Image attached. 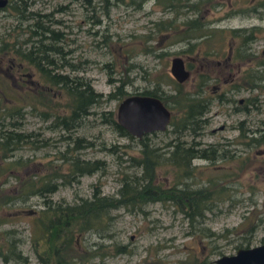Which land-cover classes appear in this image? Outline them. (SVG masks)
<instances>
[{"label":"rangeland","instance_id":"obj_1","mask_svg":"<svg viewBox=\"0 0 264 264\" xmlns=\"http://www.w3.org/2000/svg\"><path fill=\"white\" fill-rule=\"evenodd\" d=\"M158 1L156 4L154 0H145L138 9L111 3L103 9L95 4L91 10L82 0H33L27 10L52 11V18L59 23L51 26L63 33L62 49L69 50L66 57L77 69L58 70L86 79L92 90L103 98L112 92L115 83L110 80L116 78L125 80L123 89L127 94L150 89L153 84L172 93L166 82L174 81L169 73L173 57L181 58L188 71L187 78L178 83L182 91H193L201 76V96L209 103L202 116L204 125L193 140L198 142L199 148L218 144V149L222 147L230 156L210 164L193 159V179L198 187L206 179L221 176V183L226 184L231 195L229 199L213 203L210 210L204 212V219L193 225L187 223L176 206L166 202L145 204L140 210H110L105 231L75 234L72 248L66 250L70 264H213L216 257L232 254L237 243L250 247L260 244L264 237V146L244 145L247 144L246 133L264 129V89H250L242 79L245 71L257 70L256 77L250 72L249 79L253 81L260 76L259 83L264 85V65L261 64H264V7L250 10L252 4L264 0H172L174 8L166 10L160 7L165 0ZM177 3H195L196 8L192 11L187 6H176ZM58 5L64 10L55 11ZM194 18L201 22V32L186 28L185 22ZM27 22L29 20L20 26ZM155 22H161L163 29L157 31L153 26ZM14 24L12 11L0 8V39L9 42L14 35H19L18 38L27 35L23 30L13 29ZM250 28L251 38L241 46V57L234 59L231 54L238 38L231 36V30L243 29L242 33L247 34ZM188 44H193V49L188 51ZM12 55L0 54V79L6 84L0 89L16 104L21 102L19 96L25 94L30 104L36 106L35 113H30L28 104L24 107L25 113L17 129L33 133L30 137L33 141L22 144L9 158L0 161V202L10 198L0 205V254L5 253L6 241L18 238L17 249L24 257L15 260L6 256L3 260L0 256V264H40L31 249L29 234L42 198L27 196L24 186L32 176L64 172L65 165L58 153L65 148V140L60 139L61 131L48 127L51 119L40 118L38 112L45 109L37 104L38 98L43 103L49 99L50 104H59L63 96L54 88H48L43 96L31 94L34 83L30 84L25 74L35 70ZM37 77L36 74L31 79ZM219 94H223L220 101ZM120 100L109 98L92 106L91 113L69 133L70 138L82 137L90 142L89 146L75 148L73 154L81 159H99L103 169L82 175L68 185L60 184L57 177L54 191L45 195L51 202L73 203L78 198L89 197L94 187L102 195L113 194L124 173L137 171L126 167V157L138 155L139 144L134 138L129 140L117 135L97 117L101 111H110L115 117ZM46 110L56 112L48 107ZM57 112L62 113V110L57 107ZM239 126L244 136L240 135ZM170 128L167 125L163 131L146 134L149 144L164 152V142L172 137ZM180 138L186 142L191 137L185 134ZM10 160L24 164L6 168L4 163ZM167 170L162 166L157 168L155 181L167 185L172 178ZM97 244L102 246L98 253H104L100 257H88L87 253ZM114 244L124 246L127 252H113Z\"/></svg>","mask_w":264,"mask_h":264},{"label":"trees","instance_id":"obj_2","mask_svg":"<svg viewBox=\"0 0 264 264\" xmlns=\"http://www.w3.org/2000/svg\"><path fill=\"white\" fill-rule=\"evenodd\" d=\"M33 0H7V4L1 9H9L14 14L16 24L13 29H20L27 34L23 38L14 35L8 42L0 39V54L12 53V57L18 61L26 62L27 65L33 66L37 74V81L42 84L30 90V93L37 96H43L44 92L49 91L48 88L59 90L63 96V102L59 104H50L49 99L43 100L38 98L37 104L45 109L38 112L40 118H49L51 123L50 129L61 131L60 139L65 140V148L59 152L61 163L65 165L64 172L59 174L53 173L48 176H32L25 184V194L27 196H39L42 198L41 208L31 226L29 238L31 241V249L40 264H70V258H67L66 250L71 249L75 234H83L89 231H105L108 228L110 216L107 214L110 210L119 208L138 209L141 206L154 202L169 203L176 206L177 210L182 214L189 225L198 224L204 219V212L210 210L213 203L221 202L229 199L230 191L226 184L221 183L222 177H213L206 179L204 183L196 187V180L193 179V159H202L204 149L197 146L198 142L194 141V136L200 133V129L204 125L203 114L208 110V99L201 96V87L203 78L198 77L199 81L195 84V89L191 92L182 91L175 81L167 80L170 84L172 93L162 91L157 84H153L150 89H143L139 93L141 95L154 96L161 100L163 105L172 113H170L169 125L172 137L164 142L165 151H160L156 145L149 144L146 134L140 138H134L129 135L115 120L110 111H101L97 117L102 123L108 125L117 135L125 137L129 140L135 139L139 144L138 155H127L126 167H132L137 171L124 173L118 179V187L115 192L110 195H102L94 187L89 197L78 198L73 203L51 202L45 197L54 191L56 187L55 179H60V184H69L76 182L78 177L103 169V162L99 159H81L77 154H73L75 148H83L89 146L90 142L85 141L82 137L70 138V131L78 127L81 121L90 112V108L109 98L122 99L127 95L123 89L125 80L119 78L110 80L114 82L113 90L107 93L103 98L101 94L94 92L88 81L81 76L69 75L68 72L58 70L60 68L76 71L74 63L67 59L66 55L69 50H63L64 42L63 33L54 29L51 25L58 24L59 20L52 18V11L47 13H39L37 11L27 10ZM87 5H97L106 8L109 3L120 4L124 0H82ZM131 1V0H127ZM145 0H138L143 3ZM156 4L158 0H154ZM168 1V0H167ZM178 2L179 0H174ZM185 2V1H184ZM176 6H187L192 11L196 8L195 3L187 5L186 3H177ZM95 6H91V10ZM55 11H63L64 7L58 5ZM29 20L24 26H20L24 21ZM201 22L194 19L185 22L187 29H193L201 32L203 26ZM251 30L247 34H243V29H232L231 36L238 38L237 45L232 50V57L238 59L241 57V46L251 38ZM201 34V33H198ZM186 34H184L185 36ZM198 36V35H197ZM200 36V35H199ZM193 44H188L187 50H191ZM190 47V48H189ZM182 51V50H181ZM180 51V52H181ZM262 65L263 62H261ZM257 73V70H250ZM250 72L245 71L242 79L248 88L264 89V85L260 84L261 77L258 76L252 81ZM255 76V75H254ZM256 77V76H255ZM4 79H0V87L3 88ZM172 83V84H171ZM169 86V85H168ZM46 87V91L43 89ZM10 90H12L10 88ZM17 94L19 92L14 89ZM6 91L0 89V161L11 156L12 152L24 143H31L34 136L31 132H18L19 121L22 118L24 107L30 106V113L35 109V104H30V99L23 94L20 104H16L7 98ZM26 93V92H24ZM223 94H219L217 99L220 101ZM27 99V102H25ZM32 99V98H31ZM41 99V100H40ZM47 102V104H46ZM253 101H250L252 104ZM33 103V99H32ZM28 104V105H27ZM46 107V108H45ZM47 107L56 112H46ZM57 107L62 113L57 112ZM241 136H244L243 129L238 127ZM264 132V129H261ZM63 133V134H62ZM190 135L189 141H184L180 137L182 135ZM256 145L264 146V133H260L254 139ZM70 143L71 146L68 145ZM115 146H113L112 150ZM210 149L208 154L211 155ZM6 168L22 166L19 160H10L4 163ZM160 166L168 169L172 175L171 181L167 185L155 181V170ZM26 196V197H27ZM6 200L0 202L7 203ZM201 230L206 228L201 227ZM250 229V228H249ZM248 229V230H249ZM212 234V232H208ZM264 242V237L260 239ZM19 239L8 240L4 244V252L0 256L5 259L10 256L15 260H23L17 245ZM100 244L95 245L92 251L87 253L88 257H100L102 253H98ZM115 253H124L127 250L122 245L114 244L111 246ZM247 247V244L241 245L237 243L236 248ZM69 260V262L67 261ZM201 263V262H200Z\"/></svg>","mask_w":264,"mask_h":264},{"label":"water","instance_id":"obj_3","mask_svg":"<svg viewBox=\"0 0 264 264\" xmlns=\"http://www.w3.org/2000/svg\"><path fill=\"white\" fill-rule=\"evenodd\" d=\"M7 0H0V8ZM169 73L177 83L183 82L188 71L184 69L179 57H173ZM170 111L161 100L154 96L130 94L122 98L116 106V122L132 137L140 138L151 132H160L169 122ZM213 264H264V242L237 248L232 254L220 255L212 260Z\"/></svg>","mask_w":264,"mask_h":264},{"label":"flooded vegetation","instance_id":"obj_4","mask_svg":"<svg viewBox=\"0 0 264 264\" xmlns=\"http://www.w3.org/2000/svg\"><path fill=\"white\" fill-rule=\"evenodd\" d=\"M120 4H123V5H126V4L131 5V8L132 9H138L140 7V5H141V3H138V0H131V1L124 0ZM113 5H116V4H113ZM88 6L91 7L92 5L90 4ZM256 6H258V7L263 6L264 7V1H257V2H255L254 4H252L250 6V10L255 11ZM160 7L163 10L170 9V8H174L173 1L172 0H168V1L165 0L164 3L162 4V6H160ZM159 23H161V22H158V23L155 22V23H153V26L155 27V29L157 31H160V30L163 29L162 27H160L161 24L159 25ZM167 26H168V28H170V24L169 23L167 24ZM28 68H30V69L33 68L34 69V67L33 66H30V65L28 66ZM30 72H27L25 74V76L30 79V84L34 83L32 89H34V88H36L38 86L40 88H42V84H39L38 81H37V79L36 80L35 79L34 80L31 79V77H36L35 71L31 70ZM43 89L46 91V87L43 88ZM238 102H240V100H238ZM255 132H257L258 135L260 133H264L263 130H257V129H254L251 132L246 133L245 135L247 136V144H244L245 146L246 145L247 146H254V144H255L254 139L256 137L255 136ZM215 145L216 144H214V145H208V146L202 148V149H204V154L205 155L203 157H201V158H202V160L206 161L209 164L212 163L213 161L217 160V159H223L225 157H229L230 156V155H226L227 150L223 149L222 147H220V149H218V146L219 145L218 144L216 146ZM209 149L211 150L210 151L211 155L208 154ZM262 151H263V149H262ZM228 153H229V151H228Z\"/></svg>","mask_w":264,"mask_h":264}]
</instances>
